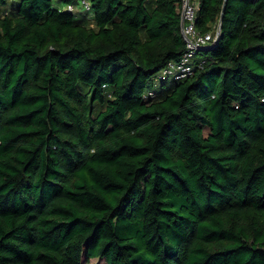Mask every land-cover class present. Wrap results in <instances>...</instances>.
<instances>
[{
  "label": "trees",
  "instance_id": "16d2710c",
  "mask_svg": "<svg viewBox=\"0 0 264 264\" xmlns=\"http://www.w3.org/2000/svg\"><path fill=\"white\" fill-rule=\"evenodd\" d=\"M92 3L0 0V264H264V0L181 80L183 0Z\"/></svg>",
  "mask_w": 264,
  "mask_h": 264
},
{
  "label": "built area",
  "instance_id": "2783aa9c",
  "mask_svg": "<svg viewBox=\"0 0 264 264\" xmlns=\"http://www.w3.org/2000/svg\"><path fill=\"white\" fill-rule=\"evenodd\" d=\"M77 2L87 12H92V0H69L68 10L74 13ZM199 5L200 3L196 0H183L182 18L185 19L183 34L187 41L188 51L179 62L170 63L161 72V76L165 79L169 76H174L178 80L188 78L194 74L196 67L203 68L205 66L206 61L204 59H196V53L203 47H207L213 41L214 36L212 33L204 34L197 28L196 21ZM146 96L154 97L155 93L149 91Z\"/></svg>",
  "mask_w": 264,
  "mask_h": 264
},
{
  "label": "rangeland",
  "instance_id": "374dc122",
  "mask_svg": "<svg viewBox=\"0 0 264 264\" xmlns=\"http://www.w3.org/2000/svg\"><path fill=\"white\" fill-rule=\"evenodd\" d=\"M54 3L57 7H59L60 9H66L67 7V4L65 2H61V0H54ZM76 13H80V12H85V15L86 16V19L88 21H92L91 23L94 25V12L92 10V12H87L86 9L83 7V6H80L78 5V2L76 3ZM200 59H203L202 57H199ZM87 264H107L103 259L101 258H94V259H91L89 263Z\"/></svg>",
  "mask_w": 264,
  "mask_h": 264
},
{
  "label": "water",
  "instance_id": "95a60500",
  "mask_svg": "<svg viewBox=\"0 0 264 264\" xmlns=\"http://www.w3.org/2000/svg\"><path fill=\"white\" fill-rule=\"evenodd\" d=\"M228 1H229V0H225V6H224V9H223V11H222V16H221V20H220V26H219V28H218V35H219V33H220V29H221L222 22H223V18H224V14H225V7H226ZM184 20H185V19L182 18V29H183V27H184Z\"/></svg>",
  "mask_w": 264,
  "mask_h": 264
},
{
  "label": "crops",
  "instance_id": "0c3cea01",
  "mask_svg": "<svg viewBox=\"0 0 264 264\" xmlns=\"http://www.w3.org/2000/svg\"><path fill=\"white\" fill-rule=\"evenodd\" d=\"M198 3H200L201 2V0H196ZM66 4H67V6L69 5L68 4V2H65ZM79 5V4H78ZM81 6V5H80ZM67 8V7H66ZM68 9V8H67ZM75 10H76V5H75ZM74 13L76 14V15H85V12H80V13H76V11H74Z\"/></svg>",
  "mask_w": 264,
  "mask_h": 264
}]
</instances>
